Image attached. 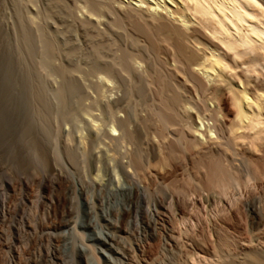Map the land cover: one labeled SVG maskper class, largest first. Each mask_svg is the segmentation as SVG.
<instances>
[{"label":"rangeland","instance_id":"rangeland-1","mask_svg":"<svg viewBox=\"0 0 264 264\" xmlns=\"http://www.w3.org/2000/svg\"><path fill=\"white\" fill-rule=\"evenodd\" d=\"M5 1L3 3H6V8L2 3L3 5L1 8L2 10L4 9V11L0 12H2V14H5L6 12L7 13L5 15L3 14L5 17H3L1 13L0 15H2L3 20H5V18L7 19L4 22H2L3 20L1 19V23H3L5 28L9 27L11 30L8 28V31L10 30L11 32L13 29H15L12 27L16 25H13V23L17 22V16L15 15L16 12L12 7V1L14 0ZM25 1L23 3L26 8H24V6L23 8L26 9L29 17H32L31 20H35H33V23L36 25L40 24L39 26L42 27L46 26L43 31L48 30L49 32L45 31V34H50V37L56 40V51H58L57 54L59 53V56L55 54V56L52 58L54 61L51 60L52 65L50 66L54 67L52 68V70H54L52 71L50 68L49 71L51 72H47L49 74L45 73L47 75L45 76V79L42 75V79L45 81L41 80L42 82H45L44 86H42L43 88L46 87V90L48 91L47 97H50H48V100L50 99L49 103L51 104H49V107L51 110L49 108L47 111H41L42 104L39 102L40 98H37L39 99L38 101H36L37 99L35 100L37 103L39 102L36 105L37 108H39L38 106L41 105L40 110L35 107L36 111H41V113L43 112L42 114H46L50 110V114H47L49 116L44 114L46 116L45 119H43L44 117L42 118L41 113L40 116V114L37 112L40 116L39 120H48V122L43 121L42 123H46L44 127H48L47 131H49V136H44L46 139L48 137L47 142L44 143L46 146L44 144L41 145L42 139H44V137L41 136V131L44 127L43 125L40 126L42 120L39 121L38 127L39 129H42L41 131L39 130V132H41V140H39V143L41 142L40 147L43 148L40 149L39 152L41 155L39 156L40 158L42 157L40 162H44V160L45 162H39L38 166H40H37L38 169L35 171L32 162L29 161L26 156H24V149H20V151L23 152L20 154V151H18L16 148V154L14 155V158L10 156V148L15 144L14 137L18 131L17 127L19 126V116L23 115L26 117L25 114L26 110L28 109V105L26 103L27 99H25V96L27 97L28 95H24L26 91L24 89L28 88L25 87L26 79L24 78V92L22 91L23 95H21L24 96V100L21 99L18 102V106L21 105L19 108L16 103H14L17 102V99H15L16 96H12L13 94L11 92L4 90L5 87L7 88L5 85L6 78L3 77L6 74L4 61L5 58H3L4 54L0 50V57L2 58V60L0 58V264H215V261H217V259H219L221 256V258H223V256L224 258L228 259L233 257L235 258V256L238 257L245 254L246 251L248 252V247L251 245L253 246L257 243L256 246L259 247L260 243L263 244L264 226H258L255 223L253 207L257 205V207H259V205H261V208L264 207V183L259 182L261 180L255 179L257 175H259L258 173H262L264 170L259 167L258 161L256 160V157L260 152L261 155H259L262 157L264 156V138L258 144V146L256 145V148H258L256 151H253V147L250 145L247 146V142H244L245 144L243 145L240 143L242 146H240L241 149L239 148V150H237L239 147L238 145L229 144V150L232 151L234 149V153H231V151L230 154L224 152L225 154H229L226 155V158L223 157L225 154H222V157L216 156L217 154H214L216 156H213L214 158L218 157V159L222 158L224 160L223 161L220 159V162H222L221 164L224 162L223 165L225 167H223L225 170H228L235 180L237 179V183L233 180L230 181L232 177L229 176L230 179L228 181H230V185L232 187H230L228 184L229 182H227V187L230 189L227 191L228 198L225 197V195L220 194V191H218L219 189L215 188L217 190L216 191L215 189H212L214 187L207 188V182L204 181L205 179L207 180V175L205 174V171L207 173V170H205V167L201 164L205 162V165L207 164L206 160L207 162L210 161H208L209 159L202 160L204 156L201 159L202 155L200 156L198 154L200 151L198 147L200 146V149L204 150L209 145L210 139H212L210 136H212V134L213 138H220L221 135V133L218 132L219 129L218 126H216V123L222 117V114H219L217 118L218 121L215 120L216 113L218 114V110L216 112L218 107H215V104H213L214 102L210 100L211 96L209 94L210 92L208 93L209 90L207 92L205 91L207 90L205 87L210 89L209 87L213 83H208V79L205 81V78H202L204 80L202 81L204 83L206 82L203 84V86H201L203 88L202 89L200 86H196L193 81H188L193 84H189L188 82L186 83V80H183L184 78L182 79L180 77L182 74L179 76L176 75V69L180 68L179 65H181V62L179 59H177V56H175L176 53L171 47L163 48V51L161 49L158 51L152 47L144 37L142 38V36L139 35H137L139 36L137 37L133 33L131 34L130 31H128L129 34L127 32L126 35H122L120 37L115 35L113 36V34L109 33L106 35L108 38L106 37L105 40L110 43V41L113 42L114 39H116L114 43L115 45L117 44L116 47L118 46V48L115 47L113 53L105 52V60H109L108 58L112 57V54H114L115 51L116 57H120L122 52H124L122 55L125 53L128 54L130 52L128 55L131 57L135 55L132 58L135 65L137 64L135 69L138 73H143L142 75L145 77L144 79L146 82L148 81L147 87L150 85L148 89L151 90H147V95L143 98H139L138 94H133V97L129 98V102L131 104L129 107L132 108L134 105V111H136V114L134 113L135 116H132L130 112L125 110L128 108V106L126 107L125 104H128V102L126 103L125 101L124 103L126 94L124 95L125 91L122 86L123 84H121V79L120 82L118 77L115 78V76H109L102 67H95L93 65L94 63L91 61L92 59H88V57L92 58L90 55L91 53H88L91 51L90 47L87 46L89 43L86 41L87 38L82 32L81 28L77 26L74 34L66 33V36H64L65 34L63 32V26L61 25L59 19L57 20V18L54 16H50V19L47 17L51 15L50 13H46V9H48L49 6V4H47L49 2L48 0H29L27 1L28 3ZM30 2H32V4ZM120 2L122 5V8L120 9L121 11H123L124 8L127 10L128 7L136 3L135 0H120ZM25 3L29 6H26ZM67 5H69L68 8L71 9L70 11L73 12L74 10L73 13L78 15V17H83V15L87 13V9L81 0H72L71 2H68ZM48 11L49 10H47V12ZM99 16V20L102 22V25L99 26L101 27V31L105 30L107 32H103L108 33L107 22H110V17L106 15V13H101ZM171 22L174 23V21ZM52 34H54L55 37L52 36ZM135 40H138L136 43H139V46L136 44L137 47L134 45L135 43H133ZM71 47H78V52L76 51L77 53L73 54L72 58L68 57L69 55H66L69 54ZM207 51L209 50L204 51L206 55H208L210 52ZM175 58L176 60H174ZM69 67L70 69L77 68L74 79L76 82L78 81L77 84H79L81 88V91L78 94L76 93L77 95L71 92L67 93L69 91V80L67 79L66 74L63 73L65 76L62 75L61 71L69 70ZM137 68L141 71L139 72ZM147 73L149 79L146 77ZM156 75L161 77L160 79H168L167 82H169L171 78V84L173 83L176 86L175 87L172 84L173 87H175V89L179 90L181 93L176 90L175 91L182 95H179L180 99L178 98L180 102L178 101L179 103L177 102L178 104L176 103V106H171L170 110H172L173 106L175 110L173 109L171 112L168 111L164 113L165 115L168 113L167 116H169V122L171 123L167 125H171L170 127H173L174 130L170 127H166V125L162 126L163 131L165 132H161L160 128V131H157V125L160 123V125H162L164 123V121H162L164 119H161L159 116L161 115V117H166L164 114H162V112L165 110L163 109L164 107L161 108L162 105H160V103L165 105L167 101L165 100L166 97L164 94V97L160 95V90H158L160 93L158 91L156 92V90H153L155 92H151L152 89L160 88V83H156L157 81L159 82V77ZM186 75L184 76L188 80ZM172 77H175V79H172ZM200 77H202L201 74ZM189 80L191 79L189 78ZM34 81L35 80H32L30 82ZM134 81L135 79L132 80V82ZM129 82H131V79ZM180 82H184L185 84H181ZM263 83V78H259L258 83L256 81L253 84L254 88L251 89L252 86L250 87V92L254 94L257 92L255 90L262 89L259 87L264 88ZM63 84L66 85V87H64ZM259 84H261V86H258ZM189 85L193 86L191 87ZM194 85L198 89L194 87ZM255 87L257 89H255ZM196 89L197 91H195ZM60 91L63 93L59 94ZM261 92L262 90L259 93ZM10 93L11 99H9ZM65 93L66 97H64ZM122 96L125 97L123 98ZM151 100L152 102H150ZM36 102H33V104H36ZM13 104L15 107L17 106V110L14 109L15 107ZM148 106L152 109L150 110ZM124 107L126 108L124 109ZM159 111L162 112L160 113ZM173 111L176 112L173 113ZM213 111L216 113H213ZM149 112H157L156 114L158 116L151 113V117ZM169 113L170 115L171 113L173 114L170 116ZM219 113L221 112L219 111ZM23 116L21 119L26 123V118H23ZM47 117L49 118L47 119ZM123 118H129V120H127L130 123V131L133 134H136L135 137L138 135L136 137L138 143H131L128 140H116L119 139L120 134L117 121ZM149 120L151 124L147 125L146 123H149ZM172 121H174L176 124ZM140 123L143 124V127L142 125L140 126ZM172 124L176 126H173ZM164 127L166 128L164 129ZM196 133L198 135L201 134V136H197ZM157 134H159V136ZM193 134L196 136L195 138L192 137ZM179 135H181L180 138H178ZM192 138L193 140L195 139L197 141L196 143H198L196 144V149L198 148L199 150L197 151L198 153L195 152L196 149H193L195 146L192 147L187 145L189 143L187 140H191ZM153 139L156 143L153 141ZM173 139L176 142H174ZM181 141L182 144H179ZM205 141L208 142V145ZM168 142H170V144ZM183 142L185 144H183ZM163 144H166L167 146ZM173 145H175V149L177 146L179 147L180 145H183L179 147L180 150L183 149V152L177 148L181 154L177 151V149L176 151L174 150L175 152L179 153L175 156V158L177 156L179 158H174L175 161L174 159H161V157H169L167 156L168 152L165 151L168 149L173 150L174 148L170 147ZM233 145L234 148H232ZM246 147L252 148L250 150ZM226 148V150H228V145ZM244 149H247V151H252L249 152L252 153L251 156L247 151L246 154ZM68 150H72L75 153V157L77 156V158L69 160L66 153ZM139 150H141V155L143 157H141L142 159L140 164L136 165L132 157L135 153L139 152ZM157 150L160 152H156ZM194 152L195 154L199 155L200 159H198V156L195 157ZM157 154L159 155L157 156ZM200 154L203 153L200 152ZM165 160H167V163L162 165V162ZM183 162L185 164H183ZM247 176L252 179V183H248L250 184L249 187L251 188H248L247 185L246 187L248 189H244L246 187H244V184L242 185V183L246 184L247 181H250ZM259 177L260 176L257 178ZM247 178L249 180L246 181ZM138 180H140L142 183ZM137 181L141 183V185L144 187V190L146 191L144 194V200L139 203L140 208L138 209V218L135 219L132 215V212L130 217L126 212H129L130 209V211L135 209V200L137 198L135 182ZM257 182L263 184V186ZM235 184L240 185L238 186ZM259 185L261 188H258ZM203 186L204 188L206 187L205 189L208 191L205 190ZM218 194L220 197H218ZM229 195L233 196V199L230 198ZM226 198L233 201L227 202L228 200ZM235 200H237L236 202L238 204L235 202ZM230 202H235L234 204L237 205H231ZM61 203L63 205H61ZM169 203H172V208L173 206L174 208H177L175 210L173 208V214L170 212L165 214L162 211L163 209L161 207H165ZM63 206H65L64 210L62 209ZM147 207L150 208L151 213L146 216L143 213V210ZM238 209L239 212H237ZM160 211L161 213L159 215ZM217 211L219 214L216 213ZM60 215L61 217H66V220L68 219L67 226L59 222V220L61 221ZM172 216L173 218H171ZM220 220L223 221L221 222ZM28 221H33L34 224H36V234L39 236L36 240L32 239L31 237L29 238L30 231H28L27 228ZM40 221H44L46 223L45 228L37 224ZM47 222L49 223L47 224ZM195 225L197 226L196 228H194ZM48 228H50V230ZM46 233L48 234L47 237L45 235ZM114 234L117 235L116 238L112 237ZM217 249L219 250L218 252H220L219 254L216 251Z\"/></svg>","mask_w":264,"mask_h":264},{"label":"bare ground","instance_id":"bare-ground-1","mask_svg":"<svg viewBox=\"0 0 264 264\" xmlns=\"http://www.w3.org/2000/svg\"><path fill=\"white\" fill-rule=\"evenodd\" d=\"M2 1L0 0V11H4V9L2 10L1 7H2L3 4H4V7H5V4H6V3H3L5 0L3 2ZM24 1L25 0H14V1H12L13 2V6L12 7H13L14 11L16 12L15 15L17 16V22L13 23L11 21L13 23V25L16 24V25H14L12 27V28H15V29H13V31H11V32H10L11 29L8 26H6V27H8L10 29L9 31H8V28H5L3 26V23H1V21L3 20L2 15L4 13L2 14V12H0L2 14V15H0L1 16L0 17V50L4 54L3 58H5L4 61H5V70H6V72L5 71H3V72H5L6 74L3 77L6 78V84L5 85L7 86V88L5 87L6 88L5 89L3 87L4 90H7L8 92H11L13 94L12 96H14V95L16 96L15 99H17V102H14V103H16L17 106L19 104L18 102L21 99L24 100V98H23L24 96H21V95H23L22 91L24 92V90H26L24 95H28L27 97L25 96V99H27L26 103L28 105L27 106L28 109L26 110V114H25L26 117H24L22 115L23 118H26V123L23 122V120L21 119L22 116H19V120H18L19 121V126L17 127L18 131L16 130L17 132H16V135L14 137L15 144L12 142L14 145L10 148V156L12 158H14V155L16 154V152H15L16 148H17L18 151H20V149H24L25 150V155L24 154L23 155L26 156L28 158V160L32 162V165H34L33 167H34V169L36 171L38 169L37 168L38 163L40 162V159L42 158V157L40 158V156H39V155H41V153L39 151L42 148L40 146L47 142L48 137L46 139L44 136H49L48 135L49 131H47L48 127H44V125L46 123H44V124L42 123L45 120H42L40 118L42 120L41 121V120H39V117L44 112V110L47 111L50 108L49 104H51V103H49L50 99L48 100L49 96L47 97L48 91L46 90V87H44L45 89L43 88L45 82H42L41 80H43L42 79V75L44 76V79H45V76H47L45 73L51 72V71H49V69L51 68V70H52V68H54V67H50L52 65L51 64V60H53L52 58L55 56V54H57L58 51H56V48H57V45H55L56 44L55 43L56 40L53 39L52 37H50V34L49 35L45 34V31L49 32L48 30L43 31L46 26L42 27V26H39L40 24L36 25L35 23H33L35 20L34 19H33L34 21L31 20L32 17L31 16L29 17V15L27 14L28 12H26V9H24V8H26L24 6V3H23ZM27 1H29V0H27ZM27 1H25V2L28 3ZM48 1H47L48 2L47 4H49V6H48V9H46V13L47 14L50 13L51 15H49L47 17L50 19V16H54V17L57 18V20L59 19L61 25L63 26V32L65 34L64 36H66V33L74 34V31H75L76 27L79 26L81 28L82 32L85 34V36L87 38L86 41H88V43H89V45H87V46L90 47V51L91 52H88V53L89 54L91 53L90 55L92 56V58L88 57V59L89 60L92 59L91 61L94 63L93 65L95 67L96 66H98L100 68L102 67L109 76H113V77L115 76V78L118 77L119 81L121 79V81H122L121 84H123L122 86H123V89L125 91V93L124 92L123 93H124V95L126 94L125 95L126 97L124 96L126 98L124 100V103H125V101H126V103L128 102V104H125V106L126 107L128 106V108H130V109H128V108L124 107V109L126 108L125 110L127 112H130V114H132V116H135V114H136L135 112L136 111H134V107H133L134 105L132 106V108L129 107L131 105L130 102H129V98L133 97L132 96L133 94L134 95L138 94L139 98H143L144 96L147 95L146 94L147 90H151V89H148L150 85H148V87H147V84H148L147 82L148 81L146 82V80L144 79L145 77H143V75H142L143 73L141 72V74H140L135 69V66L137 64L135 65L134 61L132 60L133 56H135V55H133L131 57L130 55H128V54H130V52L128 54L125 53L124 55H122L124 53V52H122L120 57H116L115 56L116 51H115V53L112 54V57L108 58L109 60H105V57H104L105 52L113 53L114 52L113 50L115 49V47L117 45V44L115 45V43H114V41L116 39H114L113 42L109 40L110 43L105 40L106 37H107L106 35L109 34V33L113 34V36L115 35V36H119L120 37L122 35H126V33L128 31H130L131 34L133 33L135 36L139 35V36H142V38L144 37L147 40V42L152 47H154L156 50H158V51H160V49L163 51V48H170L171 47V48L174 49V51L176 53V55L175 54L174 55L177 56V59H179L180 62H181V65H179L180 68H177V69L175 68L177 70V74L176 75L179 76V75L182 74L184 76V75L187 74L186 77L188 78V80L185 78V76L183 77L181 75L180 77L182 79L184 78L183 80H186V83L188 81H191V82L193 81L196 84V86L198 85V86H200V88H202L201 86H203V84L206 83V82L205 83L203 82L204 78H205V81H207L206 79L209 80L208 83H211V82L213 83L211 86L208 85V86H210L209 87L210 89H208V87H205L206 86L205 85L204 87L207 88V90H205V89L204 90L206 92L209 90L208 93L210 92L209 94L211 96L210 100H212L214 102L213 104H215V107L216 106L218 107V109H216V112L218 110V114L213 111V113H216V117L213 116V115H211V116L215 117V120H217L219 114H222V117H221V115H220L221 118L219 117L220 118L219 121L217 120L218 121L216 123L217 125L214 124V125L218 126V129L220 130V131L218 130V132L221 133V135L218 134V135H220V138L219 137L218 138L214 137L215 138L214 139L213 138V134H212V136H210V138L212 137V139H210V142L207 140L209 137L206 139L209 142V145H208V142L205 141V142H207V145H208L207 148L204 147L207 152L205 151L204 148H202L204 150H201L200 146L198 147L200 151L198 150V148L196 149V147H197L196 144H198V143H196L197 141L195 139L193 140V138L191 140L190 139L187 140V142L189 141V143L187 145L192 146V147L195 146V148H193V149H196V151H195L196 153H198L197 151H199L198 154L200 156L202 155L201 159L204 156L202 160L209 159L208 161H210V162H207V160H206L207 164L204 165L205 162H203L201 164L202 166L205 167V170H207V173L205 171V174L207 175L206 176L207 180L206 179L204 180L205 182H207L206 183L207 186H208L207 188L214 187L212 189H215V188L219 189L218 191H220V194L225 195V197L228 198L227 191H229L230 189H228L227 186H228V184L230 185V181L231 180L236 181V183H237V179L235 180L234 177H232V175L229 173V171L225 170V168H224L225 166L223 165L224 162H223V164H221L222 162H220V159H222V158L218 159V157L217 158H214V157H216V156L222 157V154L223 155L225 154L224 152L230 154L231 150H229V146L231 144L238 145L239 147L237 148V150H239L240 146H242L243 144H245L247 142L248 144L246 143V145L247 146H249V145L252 146L253 149H254L253 151H256V149H258L256 147L258 146V144L264 138V120H263V118H264V116H263L264 115V92H263V89L264 88L263 87H259L260 89L262 88L261 89L262 90L261 93H259L261 90L258 89L259 92H258V90H255V89H257L256 87L254 89L255 91H257L256 93L253 94L252 92H250V87L252 86L251 89L254 88L253 84L256 81L258 83L259 78H263V81H264V0H135L136 3H134L132 6L128 7L129 9L127 8V10L124 8L123 11L120 10L122 8L120 0L119 1L118 0H81L84 3L85 8L87 9V13L84 14L83 17H78V15L73 13L74 10H73V12H71L70 11L71 9L68 8L69 5H67V3L71 2L72 0H48ZM123 1H125V0H123ZM26 3H25V5L29 6ZM30 3L32 4V2H30ZM23 6H24V8H23ZM74 6H75V4H74ZM7 7H8V5H7ZM24 10H25V12H24ZM47 10H49V11L47 12ZM27 11H29V10H27ZM101 13H106V15H108L110 17V22H107L108 33H104V32H107V31L102 29L104 31L103 32L100 29L101 27H99L100 25H102L101 24L102 22H100L101 20H99V17H100L99 15ZM24 14H26V15H24ZM77 14H78V12H77ZM4 15H3V17H5ZM36 18H37V16H36ZM6 19L7 18H5V20ZM5 20H3L2 22H4ZM36 21H38V20H36ZM171 21H174V23L171 22ZM4 25H5V23H4ZM41 25H43V24H41ZM39 27H41V28H39ZM128 34H129V32H128ZM52 36L55 37L54 34H52ZM139 36H137V37H139ZM125 37H127V36H125ZM109 38H110V35H109ZM137 41L135 40V41H133V43H135L134 45L137 44L139 46V43H136ZM137 45H136V47H137ZM146 47H147V45H146ZM77 48L76 47H74V48L71 47V50H70L69 54H66V55H69L68 57L72 58L73 57L72 55L78 52ZM116 48H118V46ZM205 50H209L210 51V52L207 51V52H209L208 55H206L204 53ZM140 53H142V52H140ZM57 56H59V53L57 54ZM63 58H64V56H63ZM65 59L68 60L67 58H65ZM1 60H2V58H1ZM174 60H176V58ZM159 61H160V59H159ZM176 63H178V62H176ZM149 65H150V63H149ZM151 65H152V63H151ZM70 67H69V70H62L61 71L62 75L65 76L64 74H66L67 75L66 77L69 80V84L67 83L69 91L67 93L71 92V93H74V94H76V93L78 94L81 91V88H80L79 84H77L78 81L76 82V80L74 79V75H75V72H77L76 71L77 68L76 69H73V68L70 69ZM140 71L141 70H139V72ZM61 72H59V73H61ZM156 72H158V71H156ZM47 74H49V73H47ZM170 74H169V77H170ZM200 74L202 75V77H200ZM156 76H158V75H156ZM146 77L147 78L149 77L148 73H147ZM151 77H154V76H151ZM24 78L26 79V86L25 87L28 88V89H24L23 90V86L25 85L24 82H23ZM132 78L135 79L134 82H132V80H133ZM154 78H157V77H154ZM160 78L161 77H159V82L154 79L155 81H157L156 82L157 84L160 83L159 84L160 86L158 85L160 88L158 87L159 89H152L151 92H155L153 90H156V92L158 90H160V92H161L160 95H162V97H164V95H165V97H166L165 100L167 101L165 105L161 104L158 101L160 103V105H162V107L161 106L160 107L161 108L164 107L163 109L165 111L164 112L161 111L162 114H164L165 112H168V111L171 112L174 109V106H173L172 110H170L172 105L176 106L180 102L178 100V98L180 96H182V95L178 94L179 90L175 89L176 86L173 83L172 84L175 87H173V85L171 84V81H170L171 78L169 80L171 85L169 84V82H167L168 79L164 80V79H160ZM189 78L191 80H189ZM130 79H131V82H129ZM172 79H175V77L174 78L172 77ZM32 80H35V81L34 82H30ZM28 81H29V83H28ZM43 81H45V80H43ZM149 81L152 82L151 80H149ZM180 83L181 84L182 83L185 84L184 82H180ZM188 83L189 84H193V83H190V82H188ZM189 86H191V85H189ZM196 86L194 85V87H196ZM258 86H261V84H259ZM64 87H66V85H64ZM152 88H154V87H152ZM62 89H63V87H62ZM197 89L195 91H197ZM27 90H28V92H27ZM175 90L178 91V92H176ZM11 93H10L9 99H11ZM60 93H63V92L60 91L59 94ZM179 93H181V92H179ZM209 94H207V95H209ZM155 95H157V94H155ZM160 95H158V96H160ZM153 96H154V94H153ZM210 96H209V98H210ZM64 97H66V93H65ZM37 98H40L39 102H41V104H42V109L40 108L41 107L40 104H39L40 106H38L39 108L36 107V105L39 103V102L38 103L36 102V101L39 100ZM5 100H7V99H5ZM156 100H158V99H156ZM130 101H132V100H130ZM33 102H36V104H33ZM150 102H152V100ZM205 103H206V101H205ZM147 104H149V103H147ZM6 105H8V104H6ZM13 106L15 107L14 104H13ZM20 106H18V107L20 108ZM16 107L14 109L17 110ZM35 107L37 109H39V110L41 109V111L43 110V112L41 113V111L40 112L36 111ZM151 107H152V105H151ZM151 109L152 108H150V110ZM163 109H161V110H163ZM50 110H51V108H50ZM34 111H36V112H34ZM49 111L46 114L45 113L44 114L47 115L49 113ZM208 111H210V110H208ZM219 111L221 113H219ZM37 112L39 114L41 113L40 116H39V114ZM157 112H154V113L151 112V113L153 115H157L156 114ZM175 112L173 111V113H175ZM151 113L149 112V114H151ZM160 113H159V115H160ZM173 113H171V115ZM44 114H42V118L44 117L43 119H45V117H46ZM152 114H151V117H152ZM167 114L166 115L164 114V116H166V117H161V115L159 116L161 119H164V120H162V121H164V123H163L164 125L163 124L160 125L161 123L159 124L160 126L157 125V129H158L157 131H160V129H161V132H162L163 131V127L162 126H166L167 124H171L169 122V116H167ZM182 114H183V112H182ZM140 115H138V116H140ZM169 115H170V113H169ZM47 116H49V115H47ZM48 118L49 117H47V119ZM127 119L129 120V118H127ZM127 119L123 118V119H120V120L117 121L118 122V129L120 130V134H119V139H116V140H118V141H120V140H128L131 143H133V142L134 143L135 142L138 143V141L136 139V137L138 135L135 137L136 134H133L130 131V128H129L130 123L128 122ZM172 120H174V119H172ZM39 121H41L40 126L43 125V127H44L43 130L39 129V127H38L39 126ZM45 122H48V120H46ZM143 122H145V121H143ZM153 122H155V121H153ZM172 122L175 123L176 120H175V122L174 121H172ZM146 124L147 125L151 124L150 120H149V123H146ZM141 125L143 127V124L140 123V126ZM170 126L167 125L166 127H170ZM173 126H176V125H173ZM166 127H164V129ZM170 128L173 129V127H170ZM39 130L40 131L42 130L41 131L42 133L39 132ZM161 132H159V133H161ZM163 132H165V131H163ZM197 132L199 133L198 130H197ZM40 133L42 134L41 136L44 137V139H42V144L41 145H40L41 142L39 143V140H41ZM164 134H166V133H164ZM157 135L159 136V134H157ZM196 135L197 136H199V135L201 136V134L198 135L197 133H196ZM210 135H211V133H210ZM180 136L181 135H179L178 138H180ZM192 137L195 138L196 136H194V134H193ZM202 137H203V135H202ZM152 138H154V137H152ZM153 141H154V139H153ZM164 141H165V139H164ZM173 141H174V139H173ZM263 141H264V139H263ZM125 142H127V141H125ZM170 142H168V143L170 144ZM174 142H176V141H174ZM184 142H183V144H185ZM131 143H129V144H131ZM180 143L182 144V141L179 142V144ZM240 143H242V145ZM166 144H167V142H166ZM166 144H163V145H166ZM201 144H203V143H201ZM44 145L46 146V144H44ZM139 145H137V146H139ZM153 145H155V144H153ZM227 145H228V150H226L227 149L226 148ZM234 145H233L232 148H234ZM246 145H244V146H246ZM181 146H183V145H180L179 147H181ZM170 147L171 148L173 147L174 149L173 150L172 149H170V150L168 149L167 151L163 150L165 152H168L169 155L167 154V156H169V157L168 158L167 157L163 158V157L160 156L161 159H171V160H173L175 158V156L178 155L179 153L181 154L180 151L183 150V149L180 150L179 147L177 146V148L180 150L179 151L176 148L177 151L179 152L178 153V152H175L176 151L175 145L170 146ZM182 148H184V147H182ZM186 148H187V146H186ZM246 148L251 150V148H249V147H246ZM138 149H140V148H138ZM230 149H231V147H230ZM260 149H261V147H260ZM263 150H264V147H263ZM132 151H134V150H132ZM144 151H146V150H144ZM232 151H231V153H234V149ZM246 151H247V149L244 151L246 154H247V152L248 153L252 152V151H247V152ZM21 152L22 151H20V154H21ZM156 152H160V151L157 150ZM195 152H194V154H195ZM200 152L203 153V154H200ZM66 153H67V157H68L69 160L77 158V156L75 157V153L72 150H70V151L68 150ZM257 153H259V152H257ZM141 154H142V152H141V150H139V152L135 153L133 155V157H132L134 162L136 163V165L140 164V161L142 159L141 157H143ZM198 154H195V157H197V156L199 157ZM214 154H217V155L215 156ZM229 154H225V156H223V157L226 158V155H229ZM251 154L252 153H249L250 156H251ZM253 154H254V152H253ZM255 154H256V152H255ZM259 154L261 155V152ZM259 154L257 155V157L255 155L254 156L257 158L256 160L258 161L259 167L264 169V156L262 157ZM158 155L159 154H157V156ZM165 155H166V153H165ZM160 157H159V160H160ZM181 157H182V155H181ZM43 158H44V156H43ZM177 158H179V157L177 156L175 159H177ZM184 158H180V159H184ZM175 159H174V161H175ZM198 159H200V157ZM211 159H213V160H211ZM214 159H216V160H214ZM232 159H235V158H232ZM44 162H45V160H44ZM44 162L42 161L40 163H44ZM166 163H167V160L163 161L162 165H164ZM183 164H185V163L183 162ZM127 165H129V164H127ZM244 167H245V165H244ZM228 174H230V175H228ZM258 174L259 175H257V177L258 176H260V177L259 178L256 177L255 179L261 180L259 182H263L264 183V181H263L264 180V170H263L262 173L259 172ZM229 176H231L232 179H230ZM248 178L246 179V181L250 179V178L249 179ZM229 179H230V181H228ZM258 180H256V181H258ZM138 181H140V180H138ZM138 181L135 182V188H136L135 190L137 191V198L135 200L136 201L135 209L133 210L135 213L133 211H130L131 209L129 210V212L128 211L126 212V213L129 214V217H130L131 212H132V215L134 216L135 219L138 218V209L140 208L139 203L142 200H144V197H145L144 194H145V191H146V190H144V187L141 185L142 182L140 181L141 182L140 183ZM227 182H229V183L227 184ZM238 182H239V180H238ZM250 182L252 183V179H250L249 182L247 181L246 184L242 183V185L244 184V187H246L248 185L247 187L251 188V187H249V185L251 184ZM248 183H250V184H248ZM258 184H260V183H258ZM235 185H238V184H235ZM260 185L263 186V184H260ZM260 185L258 186V188L260 187ZM195 187H196V185H195ZM230 187H232V186L230 185ZM247 187L244 188V189H248ZM200 188H202V187H200ZM203 188H204V186H203ZM205 190H207V189H205ZM251 191H252V189H251ZM254 192H256V191H254ZM255 194H254V196H255ZM246 195H247V193H246ZM218 197H220V195ZM229 197L232 198L233 196L229 195ZM256 198H257V196H256ZM227 200H228L227 202L233 201V200H229V199H227ZM236 201L237 200H235V202ZM242 201H243V199H242ZM235 202H233V203L230 202V203L232 205ZM237 204H234V205L236 206ZM61 205H63V204L61 203ZM257 206L253 207V213L255 214V220L254 219L253 220L255 221V223L258 226H264V213H263V208L264 207L261 208L260 207L261 205H259V207H257ZM64 207L65 206H63V208H62L63 210H64ZM204 207H205V205H204ZM161 208L163 209L162 211L165 214H167L169 212L172 213L174 206L172 208V203H169L167 206H165V207L163 206ZM221 208H223V207H221ZM175 209H177V208H174V210ZM235 209H236V207H235ZM163 212H162V214H163ZM237 212H239V209H238ZM143 213L146 216L149 215L151 213L150 208H148V207L145 208L143 210ZM160 213H161V211L159 212V215H160ZM216 213H218V211ZM225 215H226V213H225ZM216 216H219V215H216ZM60 218H61V221L59 220V222H61V224L67 226L68 225V223H67L68 219L66 220L65 219L66 217L65 218H64V216L61 217V215H60ZM171 218H173V216ZM223 218H224V216H223ZM219 219H221V218H219ZM29 220H32V219H29ZM175 220H178V219H175ZM198 220H199V218H198ZM228 220H229V218H228ZM50 222H52V221H50ZM48 223L49 222H47V224ZM37 224H39L43 228L46 227V223L44 221H40ZM196 227L197 226L195 225L194 228H196ZM27 228H28V231H30L29 238L31 237L32 239L36 240L39 237L36 234L37 233L36 224H34L33 221L32 222L28 221ZM50 228H48V229L50 230ZM259 234H262V233H259ZM45 235L47 237L48 234L46 233ZM112 237L116 238L117 235L114 234ZM227 241H229V240H227ZM256 245H257V243H256ZM256 245H253V246L249 245L250 247H248L249 248L248 252L246 251L245 254H243L241 256H238V257L235 256V258L233 257L231 259L230 258L228 259V258H224V256H223V258H221L222 257L221 256L219 259H217V261H215V264H264V243L263 244L260 243L259 247H257ZM216 251L218 252L219 250L217 249ZM223 251H225V250H223ZM219 253L220 252H218V254ZM216 257H217V255H216ZM212 264H214V263H212Z\"/></svg>","mask_w":264,"mask_h":264}]
</instances>
